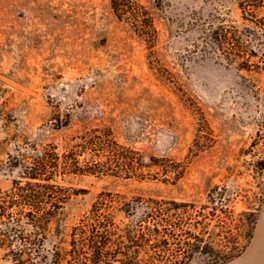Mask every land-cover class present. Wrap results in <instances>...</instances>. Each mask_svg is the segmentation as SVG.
<instances>
[{
	"label": "rangeland",
	"instance_id": "1",
	"mask_svg": "<svg viewBox=\"0 0 264 264\" xmlns=\"http://www.w3.org/2000/svg\"><path fill=\"white\" fill-rule=\"evenodd\" d=\"M133 1L154 20L153 42L118 17L112 0H0V202L29 180L28 166L47 148L63 155L99 130L135 152L137 170L55 178L71 196L40 252L59 248L68 257L73 228L104 192L136 204L129 214L115 204L121 228L135 225L155 201L173 208L176 222L192 217L184 228L204 234L202 247L229 250L231 232L243 246L253 218V237L264 218V0ZM220 25L229 31L222 49L210 37ZM216 188L217 204L210 197ZM215 210L222 224L197 213ZM8 212L15 221H0V264H18L21 255L39 260L9 232L20 207ZM20 224L22 236L33 235L26 216ZM194 236L153 238L141 250L142 264L156 250L167 256V248H153L159 240L184 255L183 241L194 243ZM191 264H209V257L196 253Z\"/></svg>",
	"mask_w": 264,
	"mask_h": 264
},
{
	"label": "trees",
	"instance_id": "2",
	"mask_svg": "<svg viewBox=\"0 0 264 264\" xmlns=\"http://www.w3.org/2000/svg\"><path fill=\"white\" fill-rule=\"evenodd\" d=\"M112 5L118 17L131 22L141 35L153 42L156 38L157 30L154 20L139 3L133 0H112ZM229 31L220 25L210 34L211 39L217 43L219 48H224L228 42ZM246 70L252 71L253 66L246 64ZM95 151V154H94ZM85 154H90L93 161L90 164H82L81 158ZM42 158H34L32 165L28 166L27 178L24 185L16 182L13 195L8 202H0V221L14 220L8 209L19 206L21 216L19 223L11 226L9 232H14L20 240L28 243L33 249L35 257L24 258L22 255L17 258L18 264H142L140 257L141 250L157 237L194 236L196 242L183 241V245L188 252L178 255L169 248L167 239L159 240L153 245L154 249L160 247L167 248V256L159 255L156 251L150 255L145 264H191L196 253H201L209 257V264H225L240 257L248 248L256 227V218H253L254 225L245 235L246 244L241 246L236 235L229 233L231 247L229 250H215L210 244L202 247V238L196 236L191 230L184 228L189 225L192 217L174 220L171 214L173 208L166 207L161 202H153L151 211L147 212L135 225H128L121 228L114 220L112 210L116 203H120L123 211L130 213L136 207L133 201L124 202L125 198L121 194L102 193L98 196L91 211L84 216L81 222L72 230L71 249L67 252L68 257H64L61 249H55L51 254H43L39 251L44 238H48L51 232V224L57 222L63 205L69 200V189L56 183L55 178L60 175L70 173H101L109 170L125 169L126 172L136 171L137 158L135 152L122 147L111 134H102L101 131L92 130L80 137L63 155L57 152L56 146H50L42 153ZM94 155L99 158L94 162ZM219 189V188H218ZM218 189H214L211 194V202L217 204L215 198ZM8 203V204H7ZM186 210L194 209L192 204H185ZM215 210L209 217L203 211H197L198 216L203 220L218 219L222 224L223 216L217 214ZM245 216H253L252 212H244ZM26 216L27 221L33 227V235L30 237L20 234V222ZM192 216V215H191ZM15 221V220H14ZM165 224H162V223ZM19 225V226H18ZM163 225V228L161 226ZM176 227H180V234L176 232ZM19 233V235H18ZM122 257V260H118Z\"/></svg>",
	"mask_w": 264,
	"mask_h": 264
},
{
	"label": "crops",
	"instance_id": "3",
	"mask_svg": "<svg viewBox=\"0 0 264 264\" xmlns=\"http://www.w3.org/2000/svg\"><path fill=\"white\" fill-rule=\"evenodd\" d=\"M235 262L236 264H264V218L258 223L248 252H244Z\"/></svg>",
	"mask_w": 264,
	"mask_h": 264
},
{
	"label": "bare ground",
	"instance_id": "4",
	"mask_svg": "<svg viewBox=\"0 0 264 264\" xmlns=\"http://www.w3.org/2000/svg\"><path fill=\"white\" fill-rule=\"evenodd\" d=\"M261 248V247H260Z\"/></svg>",
	"mask_w": 264,
	"mask_h": 264
}]
</instances>
